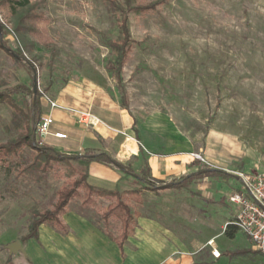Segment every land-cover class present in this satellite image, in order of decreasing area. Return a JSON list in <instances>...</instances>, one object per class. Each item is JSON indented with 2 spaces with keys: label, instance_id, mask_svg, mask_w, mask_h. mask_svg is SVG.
Masks as SVG:
<instances>
[{
  "label": "rangeland",
  "instance_id": "obj_1",
  "mask_svg": "<svg viewBox=\"0 0 264 264\" xmlns=\"http://www.w3.org/2000/svg\"><path fill=\"white\" fill-rule=\"evenodd\" d=\"M155 1L135 0V4L147 6ZM30 2L29 9L18 11L25 17L21 29L10 9L0 5L4 28L2 37L0 31V91L21 86L32 92L23 61L13 57L20 52L35 68L41 116L48 108L46 98L55 101L57 93L80 74L92 76L106 85L121 107L126 106L139 142L148 143L153 156L181 152L200 161L203 168L236 177L264 172V0H167L142 14L129 13L134 43L119 87L105 70L110 56L101 37L114 39L116 22L102 0ZM28 100L26 93H19L0 102V146L18 138L20 132L12 120L26 112ZM109 152L114 154L112 149ZM18 154L21 157L0 166V236L11 232L16 240L27 233L31 213L50 208L57 191L71 181L69 166L60 163L53 164L39 180L21 175L22 157L31 158L32 153L22 147ZM91 170L88 166L87 172ZM146 170L139 174L148 178L145 182L129 177L123 183L136 193L125 195L130 211L146 210L152 204L143 191L159 184ZM219 180V188L228 191L226 180ZM228 181L239 186L235 179ZM196 184L188 188L187 195H195L192 188ZM225 200L216 199L215 217L222 234L234 222L222 213ZM112 202L87 198L79 190L70 209H84L94 227L116 237L119 221L114 216L102 219ZM203 202L206 209L211 201ZM187 212L189 218V207ZM191 228L187 226L188 232ZM197 228L194 237L199 235ZM236 235L235 248L253 250L238 229ZM222 242H216L220 252L225 249ZM211 250L210 242L204 245L198 258L201 264L208 263L206 259L215 264ZM238 261L227 259L219 264H264V256L257 252L244 263ZM47 263L54 264V258Z\"/></svg>",
  "mask_w": 264,
  "mask_h": 264
},
{
  "label": "crops",
  "instance_id": "obj_2",
  "mask_svg": "<svg viewBox=\"0 0 264 264\" xmlns=\"http://www.w3.org/2000/svg\"><path fill=\"white\" fill-rule=\"evenodd\" d=\"M55 102L62 108L88 117L86 123H79L76 115L62 108L52 110L50 114L53 123L49 130L51 135L46 138L47 147L64 156H82L86 150H93L108 155L119 164L117 168L90 163L92 170L87 172L86 179L89 186L109 192L120 189L122 193L134 194L123 183L129 177L137 182L140 178L148 180L139 175L145 168L148 170L147 175L156 180L159 186L143 191L152 201L146 210L138 207L131 211L136 226L122 250L92 225L84 209H70V202L60 218L66 226V234L41 225L36 240L20 242L23 253L10 255L5 246L19 239H12L11 232H7L0 236V264H49L47 262L52 258L54 264H201L198 261L200 251L209 242L220 253L218 259L211 256L215 264L224 263L227 259L244 263L248 255L230 257L229 254L242 250L256 252L253 245V250L235 248L236 233L232 239L225 235V231L222 234L215 217L218 210L216 199L219 197L226 199L227 207L222 210L223 215L229 219L235 218L237 209L227 202V198L238 188L235 187L236 184L230 185L228 178L238 182L236 176L213 168L204 171L224 172L227 178L221 180H226L228 184L226 192L219 188L220 178L212 177H202L191 184L171 186L182 177L199 174V170L203 168L201 162L194 166L198 160H192L181 152L153 156L149 144L139 142L133 117L120 106L118 99L108 91L106 85L92 76L80 74L57 93ZM48 112L47 108L46 113ZM53 134H63L66 138L56 139ZM111 149L113 155H110ZM126 174L129 175L125 176ZM194 183H197L192 188L195 195H187L188 188ZM204 199L211 201L206 209ZM198 200L202 202H197ZM188 207L191 210L189 218ZM205 214L210 215L207 220L200 218ZM188 225L198 227L197 237L193 236L194 228H191L192 232H188ZM219 239H223L225 248L221 252L216 244ZM204 261L209 263L208 259Z\"/></svg>",
  "mask_w": 264,
  "mask_h": 264
},
{
  "label": "trees",
  "instance_id": "obj_3",
  "mask_svg": "<svg viewBox=\"0 0 264 264\" xmlns=\"http://www.w3.org/2000/svg\"><path fill=\"white\" fill-rule=\"evenodd\" d=\"M106 5L109 13L115 17L116 22V36L114 39H109L105 36L101 37V41L104 47L109 51L110 58L106 61L105 70L116 81L118 87L122 83V71L127 61L128 55L133 45V39L131 37L129 27V13L142 14L144 12L154 9L156 6L165 3L167 0H157L154 3L147 6H138L135 4V0H102ZM30 0H0V5H6L10 9L12 17L17 19V28L23 27V21L25 17L20 15L18 11H24L29 9ZM0 31L3 36L4 28L0 25ZM13 57L18 60H22L24 69L27 71L30 78V85H33V80L36 79L35 68L31 63L25 62L24 57L20 52L13 54ZM19 93H26L29 97L27 102L28 108L25 113L14 116L12 120V126L19 130L20 134L16 140H13L8 145L0 146V166L14 157H21L18 154V150H22V147L27 148L32 153L31 158L22 157L23 167L21 175L29 176L34 179H41L48 174V170L51 166L57 163L65 164L69 166L68 177L71 179L70 183L64 185L56 193V200L50 206L41 211H33L30 215V221L27 226V233L19 238V242L24 243L28 240H36L38 237V229L41 225L48 226L60 234H66V226L61 221V216L65 213L68 204L79 195V190H83L87 194V198L93 196L108 200H115L112 202L102 214V219L107 221L110 216H114L120 224L119 235L114 237L108 231L103 230V234L115 243L120 250H122L125 241L130 233L133 232L136 224L134 217L128 205L125 202V193H120L118 190L109 192L104 190H98L87 184V168L90 163H102L110 165L112 167H119V164L112 160L108 155L93 150H86L81 158L73 160L74 156H64L53 149L44 146L38 147L33 143V135L35 126L41 117V104L39 102V94L35 95L34 103H32V92L25 87H16L14 89H6L0 91V102L7 100ZM124 110H127L126 106L122 105ZM200 162H195L194 166ZM84 168L83 171H77L75 166ZM208 168H201L199 174L189 176L188 178L182 177L175 184L171 186H180L182 184H191L202 177L212 178H227V175L219 170L211 172H204ZM130 172L129 170H127ZM126 174L125 176H128ZM139 182H145L143 178L139 179ZM154 188V187H153ZM85 203H89V199L85 200ZM237 229L233 225H228L225 230V235L232 239ZM257 252H250L248 250H242L233 252L230 257H245L247 255H256Z\"/></svg>",
  "mask_w": 264,
  "mask_h": 264
},
{
  "label": "built area",
  "instance_id": "obj_4",
  "mask_svg": "<svg viewBox=\"0 0 264 264\" xmlns=\"http://www.w3.org/2000/svg\"><path fill=\"white\" fill-rule=\"evenodd\" d=\"M46 102L49 112L40 117L33 135V143L38 147L46 146V138L51 135L49 130L53 120L50 112L54 109H61L55 101L46 98ZM64 110L76 115L79 123H86L88 117L86 114ZM52 136L56 139L66 138L63 134ZM237 178L239 186L227 198V202L237 209L232 225L251 241L256 252L264 256V172L255 175H238ZM211 256L218 259L220 253L212 248Z\"/></svg>",
  "mask_w": 264,
  "mask_h": 264
},
{
  "label": "water",
  "instance_id": "obj_5",
  "mask_svg": "<svg viewBox=\"0 0 264 264\" xmlns=\"http://www.w3.org/2000/svg\"><path fill=\"white\" fill-rule=\"evenodd\" d=\"M36 95V79L33 80V90H32V103H34ZM82 156H74L72 157L73 160L79 159ZM5 249L8 251L10 255H16L17 253H23L22 247L19 241L12 242L5 246Z\"/></svg>",
  "mask_w": 264,
  "mask_h": 264
}]
</instances>
